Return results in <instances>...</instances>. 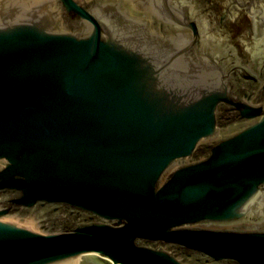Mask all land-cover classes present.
<instances>
[{"label":"water","instance_id":"obj_1","mask_svg":"<svg viewBox=\"0 0 264 264\" xmlns=\"http://www.w3.org/2000/svg\"><path fill=\"white\" fill-rule=\"evenodd\" d=\"M258 10L254 77L193 0H0V264H264Z\"/></svg>","mask_w":264,"mask_h":264},{"label":"flooded vegetation","instance_id":"obj_2","mask_svg":"<svg viewBox=\"0 0 264 264\" xmlns=\"http://www.w3.org/2000/svg\"><path fill=\"white\" fill-rule=\"evenodd\" d=\"M202 20L205 34L239 60V65L258 77L259 37L255 32V16L264 0H193ZM261 24V23H257ZM241 91L256 92L259 83L243 81L236 76Z\"/></svg>","mask_w":264,"mask_h":264}]
</instances>
